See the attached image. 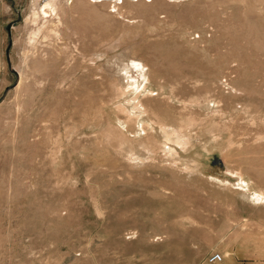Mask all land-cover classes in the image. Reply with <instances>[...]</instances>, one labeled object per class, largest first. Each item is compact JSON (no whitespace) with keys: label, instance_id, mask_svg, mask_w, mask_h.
<instances>
[{"label":"rangeland","instance_id":"1","mask_svg":"<svg viewBox=\"0 0 264 264\" xmlns=\"http://www.w3.org/2000/svg\"><path fill=\"white\" fill-rule=\"evenodd\" d=\"M0 264H264V0H0Z\"/></svg>","mask_w":264,"mask_h":264},{"label":"built area","instance_id":"2","mask_svg":"<svg viewBox=\"0 0 264 264\" xmlns=\"http://www.w3.org/2000/svg\"><path fill=\"white\" fill-rule=\"evenodd\" d=\"M221 256H220V254H212L211 256H210V258H209V262L210 263H217V262H219V261H221Z\"/></svg>","mask_w":264,"mask_h":264},{"label":"water","instance_id":"3","mask_svg":"<svg viewBox=\"0 0 264 264\" xmlns=\"http://www.w3.org/2000/svg\"><path fill=\"white\" fill-rule=\"evenodd\" d=\"M15 22H17V20L11 22L10 24H8V25L6 26V30L9 31L10 27H11ZM219 164H221V161H219Z\"/></svg>","mask_w":264,"mask_h":264}]
</instances>
